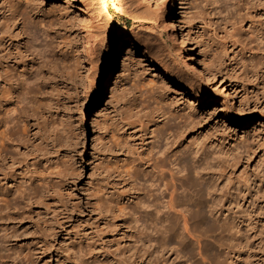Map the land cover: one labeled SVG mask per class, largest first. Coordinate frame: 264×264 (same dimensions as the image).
<instances>
[{
	"label": "rangeland",
	"instance_id": "1",
	"mask_svg": "<svg viewBox=\"0 0 264 264\" xmlns=\"http://www.w3.org/2000/svg\"><path fill=\"white\" fill-rule=\"evenodd\" d=\"M161 1L134 0L142 20L124 22L139 39L112 65L111 32L123 20L115 0H0V93L11 92L1 104L15 117L25 107L31 143H13L16 153L9 154L18 162L8 158L3 168L20 176L38 170L51 186L42 205L30 207L24 198L21 210L8 211L11 218L3 213L0 264H153L138 256L144 213L136 196L152 189L145 180L155 171L139 159L163 147L190 161L204 158L216 194L204 195L205 204L217 206L204 223L190 219L187 232L179 219L183 239L170 248L186 244L190 264L245 263L235 241L241 213L234 198L247 181L264 182V0ZM6 65H13L7 77ZM159 107L166 112L159 123L169 121L172 130L139 125ZM188 145L197 155L183 152ZM133 160L136 181L128 177ZM1 183L31 186L20 177ZM227 220L226 229L218 226ZM251 223L247 264H264V218ZM169 255V263L181 258Z\"/></svg>",
	"mask_w": 264,
	"mask_h": 264
},
{
	"label": "bare ground",
	"instance_id": "2",
	"mask_svg": "<svg viewBox=\"0 0 264 264\" xmlns=\"http://www.w3.org/2000/svg\"><path fill=\"white\" fill-rule=\"evenodd\" d=\"M28 2L31 3L30 1H28ZM161 2H159V3L161 5H163ZM28 6L30 7L31 5L29 4ZM88 7H89V5H88ZM113 7L115 9V12L119 16H121L123 18V20L121 21V23L114 26L112 29V32H111V40L109 43L110 44V46H109L110 47V53H109L110 56L109 57L111 58V63L112 62L114 63L117 60L118 56L120 55V53L123 50V47H125L124 45L128 44V46L130 48L134 44V42L137 39H139L138 34H137L138 31L137 32L135 31L136 28L134 29L133 25H127V23L124 22V19H129L132 22L133 21L139 22L142 20L141 15L143 14L141 11H138L136 5L134 4V0H115ZM9 21L7 20L6 22L8 23ZM181 43H180V45L176 44L177 45L176 48H178L177 49L178 51H184V48L182 47L184 42H181ZM30 45L32 47V44H30ZM30 45H29V47H30ZM38 47H40V46H38ZM36 50L37 49H35V51ZM43 50H45V49H43ZM39 51H37V53ZM38 54H40V53H38ZM4 56H1L0 58L3 59V58H5ZM13 57H15V56H13ZM188 59L192 60L191 57ZM20 62H21L20 60L16 61V63H20ZM194 62H197V61H194ZM113 63H112V65H113ZM21 64H22V62H21ZM13 65H11V66L6 65V67L3 69L4 70L3 74H5L6 77H7V74L10 73V71L13 69ZM204 65L206 66L207 64H204ZM109 66L111 67V65H109ZM199 67L201 68V66H199ZM206 67H208V66H206ZM206 67H204L205 70H206ZM201 70L202 69H200V71ZM36 71L34 72L33 76H35V78H33V80L38 79V74H40V72L36 73ZM183 74L185 75V73H183ZM8 76H9V74H8ZM11 76L9 77V79L11 78ZM30 76H31V73H30ZM30 76H27L25 78V81H24L25 83L28 84L29 82H31L32 79L30 80V78H32V77H30ZM185 77L186 76H184V78ZM9 79H7V80L10 81V83H11V80H9ZM97 79H99V78H97ZM16 83H17V81H16ZM3 92H5V93H3ZM3 92L0 93V130H2L3 126L8 125L9 127L7 126L8 129L6 128L5 130L0 131V182L12 180L13 182L16 183L17 178L20 177L21 179L31 181V186L28 185V188H22L21 184L20 185L15 184L14 185L15 189H14V187H12V188L10 187L11 185L9 187L4 185L5 187H3L2 183L0 184V221L5 216V215H3V213L8 214L9 213L8 211L11 209H15V210L17 209L16 211L21 210L23 207H21L20 205L24 201L23 200L24 198L31 201V203L29 202L30 207L34 206V204L35 205H42L44 202L48 201L49 198L46 194H48V192L51 189V186L45 185V183H46L44 181L45 177H42L41 172L39 173L38 170L30 171L28 174L23 172L20 176L19 174L17 175L12 170H11V172L10 171L7 172L6 169L3 168L4 162L8 158L10 159L11 163L18 162V159H19L18 157L14 158V156L11 157L12 155L9 154V153H13V155H15V153H16V151H14V149H13V152L10 151V149H12L10 147L13 145V143H16V145H18V146H21V145L27 146V144L25 142H26V140L28 141L27 136H29L28 135L29 128L27 127V124H26V121L24 118V116L26 115L25 114L26 112L24 110L25 107H20L19 111L17 112L18 113L17 115H19L18 117L12 116L13 114L11 115V113L13 112V110L8 109V108H7L8 110L5 109L3 107V104H1L3 100L4 101L9 100V98H7L5 96L9 95V93H11V92H9V90H7V91L5 90ZM21 96H20V102L22 103L25 99H23V97L21 98ZM18 100H19V98H18ZM23 106H26V105H23ZM162 109L165 110L164 108H162ZM6 111H7L6 117H3V113H6ZM156 112H158V113L156 114ZM156 112H154L155 114L152 116L151 115L152 110L150 111V113H151L150 115L152 116V119L151 118L148 119L146 116L144 117V119H140L139 115H137V111H133L132 116H134V117L136 116L137 118H139L138 122H139L140 126L141 125L146 126V125H149L151 123V126L156 125L155 126L156 129H159L160 125H162V126L165 125L166 130L167 129L172 130V127L174 124L171 126L170 124H168V122H169L168 120H167L168 122L159 123V120L157 118V116L162 117L166 112L160 110V107L156 110ZM169 113H171V112H169ZM173 113H171V114H173ZM168 117H170V116H167V119H168ZM20 123H21V125H20ZM142 128H143V126H142ZM161 129H160V133H161ZM174 132H175V134H177L176 132H179V131H174ZM161 134H160V136H161ZM157 135H159V133ZM167 138H169V136L165 137L166 140H168ZM170 143H172V142H170ZM164 144L167 145L168 141ZM157 146H159V145H157ZM163 148L164 149H162V148L158 149L157 148L158 150L155 148L157 151L156 152L157 155L140 156L141 158L139 159L141 165H146L147 167L151 168L152 171H155L154 172L155 173V179H151V176H148L145 181L148 182L149 186L152 187V189L145 190L144 192L142 191L143 192L142 195L136 196V198L139 199V200H137L136 204L138 205V207L142 208V211L144 213L143 214L144 225H142L143 229H141L142 230V232H141L142 237L140 236V239L142 240V247H141L142 252H141V255H138V256H140L139 258H141V256L143 257V255L144 256L147 255L148 257L150 256L151 257L150 262L153 261L154 262L153 264H177V262L179 263V260H181V258H183L184 256L187 257L186 254L187 255L189 254L188 253L189 250L185 246L186 244L183 245L180 249L179 248L177 249V247L173 248L172 245H171L172 248H170V246H169L171 244L172 240H174L176 237H179L180 232H178V228H180V224H181L180 220H182V224H181L182 229L181 230H184V232H187L189 229L188 222H190L189 221L190 219L192 221L193 218H196L197 223H202L203 220L205 221L207 219L206 215L208 216V214H209V216H210L212 214V212H214V210L216 211L217 206L215 204H214V207L211 208L209 205L207 206L205 204L206 202L204 200V195H207L210 198H212V196L215 194L214 193L215 187H213L215 184L211 187V185H209V183H208V182H210V178H209V176L206 177L207 173H206L204 164L201 163L202 162L201 159H204V158L197 157L194 161H190V159H189L190 155L188 157L186 154L181 153L182 150H180V149H177V150L171 149L170 150L169 149L170 147H166V148L163 147ZM185 149L186 150H183V152H187L188 150H190V154L195 153V155H197L198 151L197 152L193 151L192 146L188 145ZM181 154L183 156H182V158H179ZM7 155H9V156H7ZM20 155H23V154L20 153ZM195 155H191V156L193 157ZM18 156H19V153H18ZM171 157H174V160L172 161V163H171ZM139 161H136V160L132 161V163L135 164L136 169L133 170V173L129 172V174H128V177L131 178L133 181L140 179V177L138 175V170H140V167L137 166ZM7 168H9V167H7ZM259 180H260V178H259ZM261 180H264V179L261 178ZM41 181H42V183H41ZM181 187H184V190L182 192H178V188H181ZM238 193L239 194L236 195L237 199L234 198V201H235L234 205L237 206V208L239 207V213H241V216L239 218L240 221H239L238 226H237L239 236L236 237L237 235L235 236V233H234V236L236 238L233 236H231V237L237 239L235 241H236V243L238 242V245L240 247V248L239 247L238 248L240 249L241 257H242V254H244L245 255L244 259H246V260H244L245 263L243 262V260H242V262L244 264H247V257H248L247 253H248V249H249V247H247V245L249 243L248 234L250 233L249 228L252 224L251 220H256L257 218H264V182L261 185H259L258 180L252 181L251 184L248 183V181H247V183L244 184V188L239 190ZM206 207H208V208L210 207L209 209H207V210H209L208 211L209 213H207V214L205 213ZM177 212L178 213L180 212V213L178 214ZM131 213H134V212L132 211ZM22 214H23V212H21V215ZM21 215H19V216H21ZM250 215H253V219H251V220L249 219ZM6 217L11 218L10 215L6 216ZM12 219H13V217H12ZM135 220L136 219L134 218V221ZM228 220L224 221L220 224L219 223H216V224H219L218 226H220L222 228L225 227V229H226L227 225L232 224V222L229 223L230 220L229 221ZM137 221H138V219H137ZM148 222L150 223V225H148ZM145 223H147L146 224L147 227H146ZM194 223H195V221H194ZM233 223H234V221H233ZM237 227H236V230H237ZM229 229H231V228H229ZM232 229H233V227H232ZM1 230H2V228H0V231ZM224 230H223V232H224ZM225 232L227 233V231H225ZM220 234H223V233H220ZM13 235H15V233ZM228 235H229V232H228ZM226 236H227V234H226ZM181 237H179V238L181 239ZM182 239H183V237H182ZM228 240H230V239L228 238ZM228 240H226V242ZM176 242H178V241H176ZM181 242H183V240ZM181 242H180V244H181ZM232 242H234V241L232 240ZM151 246H152V249L150 250ZM20 249L23 250V248H20ZM207 249H208V247H207ZM167 252H170L171 255L175 254L176 256H178L179 258L181 257V258L178 259V261H176V263L174 262L173 259H172V261L174 263L172 261H170V263H169L170 255L167 256ZM176 256H175V258H177ZM139 258H138V261H139ZM182 260H184V262L181 261L182 263H180V264H190L191 263L190 262L191 259L189 260L188 257L186 259L183 258ZM228 262H230V261H228Z\"/></svg>",
	"mask_w": 264,
	"mask_h": 264
}]
</instances>
